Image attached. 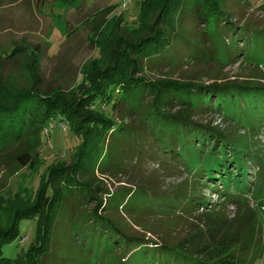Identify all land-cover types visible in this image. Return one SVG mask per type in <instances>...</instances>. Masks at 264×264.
Returning a JSON list of instances; mask_svg holds the SVG:
<instances>
[{"label":"rangeland","instance_id":"374dc122","mask_svg":"<svg viewBox=\"0 0 264 264\" xmlns=\"http://www.w3.org/2000/svg\"><path fill=\"white\" fill-rule=\"evenodd\" d=\"M69 1L0 0V100L6 91L33 88L39 94L60 90L74 100L90 87L81 85L84 76L88 80L106 64L119 38L145 31L159 4V0H83L70 6ZM222 2L226 16L221 22L229 21L226 28L216 24L207 28L193 12V4H188L176 24L182 39L175 41L166 56L143 61L138 76L151 82L205 87L264 86V0ZM233 28L240 48L251 34L261 35L247 49L248 57L231 54ZM248 103L243 97L235 120L203 108L193 118L194 123L224 131L231 148H242L238 153L219 152L226 155L229 170L236 164L244 170L245 178L234 177L237 183L230 175L225 182L211 180L207 172L194 165L188 168L178 156L157 153L159 144H153L149 134H141V130L150 131L148 120L140 118L141 111L131 114L125 104L114 111L115 121L131 134L110 137L108 149L105 145L89 176L98 198L90 202L68 199L51 232L50 253L39 257V263L138 264L136 245L124 250L119 234L120 241H115L113 234L90 218L102 201L99 215L123 234L158 244L179 243L206 229L208 219L217 221L226 239L239 233L238 239L244 241L260 229L262 242L253 264H264V126ZM47 129L49 137L28 134L0 152V229L38 191L51 167L76 162L81 141L73 130L54 124ZM233 183L235 187H230ZM228 188L229 192L224 191ZM32 223L30 227L28 222L22 224V244L5 247L6 256L15 258L41 240L42 230L38 239Z\"/></svg>","mask_w":264,"mask_h":264},{"label":"trees","instance_id":"16d2710c","mask_svg":"<svg viewBox=\"0 0 264 264\" xmlns=\"http://www.w3.org/2000/svg\"><path fill=\"white\" fill-rule=\"evenodd\" d=\"M81 1L83 0H70L69 5L74 6ZM190 3L193 4V12L207 28L212 24L220 25L223 29L229 25L226 19L221 22L226 16L222 0H159L158 8L153 10L154 18L145 31L138 36L119 38L106 64L96 69L88 80L84 76L81 85L90 84V87L74 100L60 90L39 94L33 88L30 91H6L3 94L2 98L5 99L0 100V152L10 144L20 143L28 134L44 135L50 124L69 126L79 137L81 145L74 156L75 164L51 167L43 176L38 191L15 212L10 224L0 229V264H40L39 257L43 258L50 253V235L68 199L90 202L98 198L97 189L89 176L94 174L104 146L108 149L113 134H127L128 137L131 134L112 115L124 104L129 113L137 114L141 111L140 118L148 120L150 126L147 129L150 133L141 130V134H149L148 139L154 141L153 144H159V151L155 149L157 153L164 152L163 154L175 158L178 156L181 161L185 160L188 168L194 165L196 170L207 172L206 175L212 176L209 178L211 180L225 182V178L230 175V179L237 183L234 177L240 178L238 176L242 175L245 178L241 165H233V169L229 170L226 155L219 154L222 149L238 153L242 148H231L224 131L194 123L193 118L203 108L235 120L234 115L240 109L242 98L247 97L250 112H258L257 118L261 120L263 127L264 86L205 87L176 81L151 82L138 76L143 71V61L166 56L175 41L182 39L178 35L177 19ZM233 33L232 38L235 40L230 42V51L234 49L231 52L234 55L248 57L250 52L247 49L261 38V35L251 34L240 48L239 40L235 38V28ZM149 98L151 103L148 102ZM175 108L180 110L174 113ZM233 172L235 175H232ZM235 183L230 187H235ZM224 191L229 192V188ZM102 204L99 201L90 218H94L97 226L106 229L107 234H113L115 241H120L116 237L119 234L124 250L136 245L135 259L138 256V264H253L258 247L261 246L260 229L244 241L238 239L239 233L235 238L226 239L225 233L216 227L217 221L213 219L204 221L206 229L198 230L172 245L168 242L158 244L145 239L136 240L123 234L114 224L99 215ZM24 222H28L29 227L35 222L37 238L42 230L41 240L15 258L8 257L4 252L5 247L22 244ZM105 241L109 239L106 237ZM149 244L154 247H148Z\"/></svg>","mask_w":264,"mask_h":264},{"label":"built area","instance_id":"2783aa9c","mask_svg":"<svg viewBox=\"0 0 264 264\" xmlns=\"http://www.w3.org/2000/svg\"><path fill=\"white\" fill-rule=\"evenodd\" d=\"M54 126H55V127H56V126H61V127H63L64 124H57V125L54 124ZM65 127H66V125H65ZM44 133H45V134H44L45 136H48V137H49L50 133L48 132V129H47V128H46V130L44 131Z\"/></svg>","mask_w":264,"mask_h":264}]
</instances>
